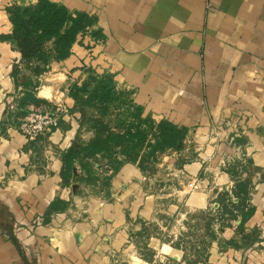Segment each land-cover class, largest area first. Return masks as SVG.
<instances>
[{
  "label": "crops",
  "instance_id": "0c3cea01",
  "mask_svg": "<svg viewBox=\"0 0 264 264\" xmlns=\"http://www.w3.org/2000/svg\"><path fill=\"white\" fill-rule=\"evenodd\" d=\"M34 1L0 0V264H264V0H53L96 20L68 56L37 76L38 101L26 103L25 114L43 106L66 110L51 132L27 140L6 110L21 96L10 73L21 55L1 36L11 30L6 6ZM91 73L110 74L142 116L186 128L183 146L155 165L167 182L155 184L125 161L108 196H75L76 166L71 183H62L63 151L94 135L69 93ZM242 160L252 164L254 184L244 225L260 228V239L224 245L236 237L240 215L217 220L216 235L213 219L202 251L203 226L189 235L188 215L206 209L214 216V197L233 183L225 165ZM247 167L233 169L243 178ZM54 198L66 205L50 208ZM153 225L158 232H142ZM139 238L152 258L134 255Z\"/></svg>",
  "mask_w": 264,
  "mask_h": 264
},
{
  "label": "trees",
  "instance_id": "16d2710c",
  "mask_svg": "<svg viewBox=\"0 0 264 264\" xmlns=\"http://www.w3.org/2000/svg\"><path fill=\"white\" fill-rule=\"evenodd\" d=\"M6 11L11 30L1 37L9 40L21 55L20 63H13L10 73L14 81L15 95H21L15 96V101L21 107L16 114L22 118L27 111L24 105L38 101L35 95L37 76L48 70L52 61H59L68 56L72 44L95 22L96 16L81 10H69L64 4L53 0L12 2L6 6ZM91 33L98 35L100 31L96 29ZM69 93L76 101L81 121L93 129L94 135L88 141L74 139L63 151L60 176L64 184L71 183L70 178L76 161L80 162L79 175H89L93 174L96 164L99 163L92 164L85 159L105 158L106 166L102 169L110 171L112 176L122 159L126 157L135 160L136 154L143 147H147L149 155L154 156L157 150L179 149L183 146L185 127L177 126L167 119L154 122L150 116H142L140 107L134 104L126 91L116 88L112 76L108 73L89 74L80 84L74 83ZM109 112H113L114 119L105 118ZM249 180L250 175H247L241 183L243 187L233 188L238 200L230 201L231 204L236 203L234 206L239 209L233 216L240 215L237 233H243L244 223L252 212V208L245 203ZM240 193L243 196H240ZM218 203L217 210L222 204L221 201ZM65 205L64 200L54 198L50 208ZM202 214L208 227L216 216L208 214V211ZM145 229L144 226L142 232H145ZM249 236L251 234H242L244 240ZM254 239L256 238L249 239V243ZM223 244L239 246L235 237L224 240Z\"/></svg>",
  "mask_w": 264,
  "mask_h": 264
},
{
  "label": "rangeland",
  "instance_id": "374dc122",
  "mask_svg": "<svg viewBox=\"0 0 264 264\" xmlns=\"http://www.w3.org/2000/svg\"><path fill=\"white\" fill-rule=\"evenodd\" d=\"M7 106H8V114L7 115L12 116L14 119L13 121H11V124L16 125L19 123V125H20L21 118L19 117V115L16 114V111L19 110V109H17L19 107V105H18L17 101H15V98H14V100L10 101ZM13 113H15V114L13 115ZM109 114H106L105 118L109 119V120L114 119L115 115H113V112H109ZM17 117H19V118H17ZM16 120H17V122H16ZM171 150H174V149L173 148H165L163 150H157L155 152V155L153 156V155H149L147 147H143L136 154L135 160L126 159V157H125L124 159H122L121 164L125 161L126 162H132V163L136 164L142 170V172H144V176L146 178L149 177V179H152L155 184L163 183V181L167 182L169 180L168 179L169 176L166 175V171H165V173L162 174L159 172L155 173L154 170L156 169L155 165L159 161L160 156L163 153H165L166 151H171ZM119 156H120V158H123L122 155H119ZM85 160L92 163V164H95L97 162L99 164L98 165L96 164L95 171L93 172V174L84 175L82 173V175L76 176V178L74 180V182H75V185L73 187L74 189L72 190L73 194L79 198H82L83 196L87 197L89 194H91V195H105V194H107L106 196L110 195L109 187H110V181H111L112 176L110 175V171L103 170L106 166V159L101 158V157L100 158L97 157L94 159H85ZM239 164L240 165H244V164L248 165V167L246 169L247 175H249L248 172H252L253 166H252V164H250V162H248L246 160L245 161L242 160L241 162L240 161H235V162L232 161V162L226 163L225 168L227 169L230 176L232 177L233 183H232V186L229 187L228 189L223 188V189L219 190L217 192V195L214 197V201H216L217 203H218V201H221V203H222L221 208H219V210H216V212L214 211V216L217 217V219L214 218V235H216L215 224L218 221H221L222 223H226V220L224 219V218H226V215H228L229 217L230 216L233 217V216H235V214L239 210L237 206H234L236 203H234V204L230 203V201L236 202L238 200L237 196L235 195L233 188L235 186H237L239 188L241 186L243 187L244 185L241 183L247 177V175H246L243 178H240L238 176L239 170L233 169L235 166H238ZM75 166L78 167V169H80V162L76 161ZM80 173H81V171H80ZM260 178L264 179V170L260 171ZM251 182H252L251 180H249V182H247L248 191H247V195L245 196V203L249 206L251 204L250 203V191L252 190V188L254 186V184H252ZM84 184L90 185L91 190H85ZM239 195L243 196L242 193H240ZM238 205L241 206V204H238ZM220 209H221V211H220ZM204 211H206V209H200V210L191 212L188 215V217L192 220L193 223L192 224L190 223L188 229L186 230L189 235H192V237L195 238L196 230L200 227V224L203 226L202 227L203 228L202 229L203 236L201 238L199 237L197 239L200 243V248L202 249V251H204V246H205L206 242H208L207 238H209V236L211 234L210 225H208V227L205 225L206 218H203V214H202V212L204 213ZM219 212L222 216L221 218H220ZM147 230H148V233H150L151 231L154 233L158 232V229H156V226H154V225L145 229V231H147ZM251 232H253V233H251ZM243 233L251 234V236H249V238H245V240H244V237H242ZM243 233L242 232L237 233V228H236V237L235 238L237 239L239 246H234V247H247L249 245H252L256 240L260 239V237H259L260 228H258V227H253L250 230H246L245 225H244ZM189 235L183 237V239H182L183 245L184 244L188 245V242L190 241ZM206 236H207V238H206ZM253 237L256 239H254L253 242L249 243V241H250L249 239H252ZM142 239L143 238H139L134 242L135 247H136L135 248L136 253L134 255H136L137 257H139L141 259L148 260V259H150V256L152 258V255H150L151 252L149 250L145 249V243L146 242H145V240H142ZM221 239H220V241H221ZM192 242H191V245H192ZM191 247L188 246L189 249ZM203 253H201V254L203 255ZM130 261H131V259H130Z\"/></svg>",
  "mask_w": 264,
  "mask_h": 264
},
{
  "label": "built area",
  "instance_id": "2783aa9c",
  "mask_svg": "<svg viewBox=\"0 0 264 264\" xmlns=\"http://www.w3.org/2000/svg\"><path fill=\"white\" fill-rule=\"evenodd\" d=\"M61 110H66L65 106L32 108L21 118L20 131L27 140H33L41 134L51 132L58 125ZM188 186L194 188L195 183L189 181ZM162 261H166V259L164 258ZM153 264H156L155 261Z\"/></svg>",
  "mask_w": 264,
  "mask_h": 264
},
{
  "label": "water",
  "instance_id": "95a60500",
  "mask_svg": "<svg viewBox=\"0 0 264 264\" xmlns=\"http://www.w3.org/2000/svg\"><path fill=\"white\" fill-rule=\"evenodd\" d=\"M73 172H76V167H73Z\"/></svg>",
  "mask_w": 264,
  "mask_h": 264
}]
</instances>
